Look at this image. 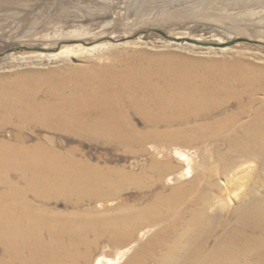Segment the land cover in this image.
<instances>
[{
  "label": "bare ground",
  "instance_id": "1",
  "mask_svg": "<svg viewBox=\"0 0 264 264\" xmlns=\"http://www.w3.org/2000/svg\"><path fill=\"white\" fill-rule=\"evenodd\" d=\"M190 61L133 52L112 65L81 67L45 96L35 88L0 84L3 121L15 119L19 129L37 121L41 126L35 127L90 141L102 138L142 152L148 143L154 148L148 167L135 175L79 159L73 146L57 151L41 144L26 147L20 140L16 146L0 142V264H89L100 244H127L139 230L156 225L143 244L133 241L140 246L126 264L136 259L140 264H264V177L245 190L234 209L226 206L217 180L240 160H264V103L255 109L264 92V68H240L234 78L225 72L212 84L179 64ZM125 92L137 97H123ZM98 93V107L86 109L89 94ZM208 144H213L209 154ZM170 154L187 169L177 172ZM194 156L203 171L191 175ZM165 177L175 185L164 188ZM125 184L144 191V205L104 213L84 209L93 200L120 195ZM56 196L69 209L49 207ZM220 215L227 218L213 228ZM184 222L189 224L181 232ZM212 235L219 236L211 245ZM195 236L199 240L188 246L185 238Z\"/></svg>",
  "mask_w": 264,
  "mask_h": 264
},
{
  "label": "rangeland",
  "instance_id": "2",
  "mask_svg": "<svg viewBox=\"0 0 264 264\" xmlns=\"http://www.w3.org/2000/svg\"><path fill=\"white\" fill-rule=\"evenodd\" d=\"M186 39L216 43L217 47L198 46ZM229 41L234 44L226 45ZM133 52L173 62L192 60L179 64L189 75L194 71L204 74L208 78L206 81L212 84L219 83L217 80L225 76V72L234 78L240 68H264V0H0L1 85L35 88L39 96H45L51 85L70 78L81 67L112 65ZM234 60L239 64L230 63ZM122 96L137 97L128 92ZM89 97L91 102L84 107L97 108L95 99L101 97L100 93L89 94ZM263 103L264 92L257 96L255 109L262 110ZM3 118L0 113V142L4 145L16 146L14 143L20 140L26 147L41 144L57 151L73 146L77 147L75 156L79 159L135 175L148 167L151 152L154 153L149 143L142 152L136 146L106 144L102 138L90 141L35 127L41 126L37 121L27 122L19 129L15 119L4 122ZM134 122L138 128H143L138 117ZM203 145L197 147L203 149ZM206 148L208 154L211 153L213 144ZM172 157L170 154V160ZM175 158L179 160H172L177 164V172L187 169V163ZM192 160L191 175L202 172L199 157L194 156ZM234 167L217 177L226 206L231 209L247 188L253 189L262 181L264 160H240ZM165 180L167 178L164 188L175 185ZM123 188L120 195L93 200L84 209L90 207L95 213H104L145 204L143 190L131 184ZM48 206L60 211L69 209L59 196ZM226 218V215L217 217L213 228ZM185 223L179 231L189 224ZM156 227L144 228L151 230L141 237L139 234L144 229L139 230L137 236L124 245L100 244L89 264L98 261V264H126L140 246L135 247L133 241L140 239L143 244ZM217 236L210 237L211 245ZM196 240H199L196 236L185 238L188 246ZM131 245L134 246L130 252L118 258L117 254ZM261 260L264 261V256ZM136 264H140L139 259Z\"/></svg>",
  "mask_w": 264,
  "mask_h": 264
},
{
  "label": "water",
  "instance_id": "3",
  "mask_svg": "<svg viewBox=\"0 0 264 264\" xmlns=\"http://www.w3.org/2000/svg\"><path fill=\"white\" fill-rule=\"evenodd\" d=\"M187 42L189 43H193L195 45H198V46H204V47H208V46H211V47H217V44L216 43H207V42H201V41H198V40H194V39H186ZM234 44V41H229L226 43V45H232Z\"/></svg>",
  "mask_w": 264,
  "mask_h": 264
}]
</instances>
